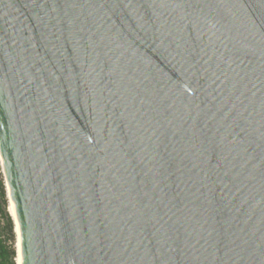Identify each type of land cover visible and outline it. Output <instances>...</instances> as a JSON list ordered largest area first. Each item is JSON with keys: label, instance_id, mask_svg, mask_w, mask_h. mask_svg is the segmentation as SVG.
I'll list each match as a JSON object with an SVG mask.
<instances>
[{"label": "water", "instance_id": "95a60500", "mask_svg": "<svg viewBox=\"0 0 264 264\" xmlns=\"http://www.w3.org/2000/svg\"><path fill=\"white\" fill-rule=\"evenodd\" d=\"M0 148L20 264H264V0H0Z\"/></svg>", "mask_w": 264, "mask_h": 264}, {"label": "trees", "instance_id": "16d2710c", "mask_svg": "<svg viewBox=\"0 0 264 264\" xmlns=\"http://www.w3.org/2000/svg\"><path fill=\"white\" fill-rule=\"evenodd\" d=\"M14 229L15 223L9 211L5 179L0 171V264H17Z\"/></svg>", "mask_w": 264, "mask_h": 264}, {"label": "rangeland", "instance_id": "374dc122", "mask_svg": "<svg viewBox=\"0 0 264 264\" xmlns=\"http://www.w3.org/2000/svg\"><path fill=\"white\" fill-rule=\"evenodd\" d=\"M3 156H2V151H1V148H0V171L5 179V184H6V190H7V198H8V201H9V211L10 213L12 212V215H13V220H14V223H15V216H14V209H13V204H12V198H11V194L9 192V188H8V184H7V178H6V174H5V170H4V165H3ZM14 232L16 234V242H15V247L17 249V264H18V235H17V231H16V224H15V229H14Z\"/></svg>", "mask_w": 264, "mask_h": 264}, {"label": "bare ground", "instance_id": "6f19581e", "mask_svg": "<svg viewBox=\"0 0 264 264\" xmlns=\"http://www.w3.org/2000/svg\"><path fill=\"white\" fill-rule=\"evenodd\" d=\"M3 165H4V160L2 161ZM4 170H5V174H6V178H7V184H8V188H9V192L11 194V198H12V204H13V209H14V216H15V224H16V231H17V235H18V264H20V239H19V220H18V215H17V211H16V207H15V203L13 200V193H12V189L10 186V182H9V178H8V174L6 172L5 166H4ZM12 215V213H11ZM13 216V215H12Z\"/></svg>", "mask_w": 264, "mask_h": 264}]
</instances>
